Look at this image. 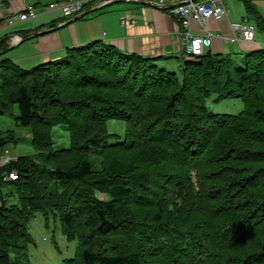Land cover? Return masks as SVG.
<instances>
[{"label": "trees", "instance_id": "1", "mask_svg": "<svg viewBox=\"0 0 264 264\" xmlns=\"http://www.w3.org/2000/svg\"><path fill=\"white\" fill-rule=\"evenodd\" d=\"M183 53L96 40L32 70L0 60V114L17 105L32 150L7 155L20 138L0 129V264H30L36 212L78 240L66 264H264V48L241 67L231 53ZM210 98L245 108L213 112ZM57 125L69 147L54 148Z\"/></svg>", "mask_w": 264, "mask_h": 264}, {"label": "crops", "instance_id": "2", "mask_svg": "<svg viewBox=\"0 0 264 264\" xmlns=\"http://www.w3.org/2000/svg\"><path fill=\"white\" fill-rule=\"evenodd\" d=\"M65 1L68 0H0V55L5 53L6 58L21 67L32 69L61 59L71 47L96 40L153 58L184 55L182 33L185 28L179 16L167 9L142 0H112L105 5L104 0H92L83 11L70 15L62 8H49L50 4ZM224 2L227 14L220 19L212 17L206 23L205 29L214 35L208 50L246 56L248 52L264 48V29L257 24L258 14L264 17V0ZM29 5L36 7L34 16L9 23L12 16ZM245 19L257 24L255 40L232 42L229 38L234 33L230 24ZM186 29L193 33L204 32L196 20ZM25 33L41 34L20 40ZM173 57L159 62L176 68L180 62Z\"/></svg>", "mask_w": 264, "mask_h": 264}, {"label": "rangeland", "instance_id": "3", "mask_svg": "<svg viewBox=\"0 0 264 264\" xmlns=\"http://www.w3.org/2000/svg\"><path fill=\"white\" fill-rule=\"evenodd\" d=\"M4 54L5 53L0 55V59L6 58ZM231 54H233L232 57L234 60L237 61V65L241 67L246 56L239 55L235 56L237 57L235 58L234 55H236V53L232 52ZM174 69L179 71L180 68L177 66ZM28 70L32 69L30 68ZM206 106L213 112L232 114H237L245 108L243 101L237 98H228L218 102H214L213 99L210 98L207 100ZM18 115L19 109L17 105L13 106L12 113L0 114V129H13L20 138L16 143L17 146L11 145L10 149L5 151H9L7 155L12 157H15L13 155L30 153L32 151L29 149V145L27 146L29 143L27 137H30L31 134L26 128L17 125L16 117ZM108 129L112 133L119 134L121 136L120 138H122L125 134L126 122L115 119L109 120ZM52 137L54 140V148L69 147L71 144L69 131L65 125L55 126L52 130ZM3 190L7 192L10 189L4 187ZM100 196L107 198V195L104 193ZM7 200L8 203H12L15 202L16 198L15 196H9ZM29 232L33 235L35 240V243L29 245L30 264H66L65 260L76 254L78 240H68L67 236L62 231L60 220L56 218L54 214L45 216L41 212H36L35 217L29 224Z\"/></svg>", "mask_w": 264, "mask_h": 264}, {"label": "built area", "instance_id": "4", "mask_svg": "<svg viewBox=\"0 0 264 264\" xmlns=\"http://www.w3.org/2000/svg\"><path fill=\"white\" fill-rule=\"evenodd\" d=\"M112 0H104L103 4H107ZM147 1L151 5L169 10L171 13L179 16L182 22L183 29L182 38L184 40L185 56L196 57L203 54L211 45L212 37L210 31L205 29L206 23L210 18L220 19L227 14V8L223 0H142ZM89 0H68L61 3L50 4L49 8H62L66 15L81 12ZM37 10L34 5H29L27 8L12 16L9 23L16 20H24L36 14ZM196 20L204 32L193 33L187 30L190 22ZM230 28L234 33L229 39L232 42L244 40L253 42L256 37V26L245 19L243 22H232ZM9 156L3 157V163L10 161ZM16 173H11V178H15Z\"/></svg>", "mask_w": 264, "mask_h": 264}, {"label": "water", "instance_id": "5", "mask_svg": "<svg viewBox=\"0 0 264 264\" xmlns=\"http://www.w3.org/2000/svg\"><path fill=\"white\" fill-rule=\"evenodd\" d=\"M46 32H47V31H44L43 33H46ZM41 33H42V32H41ZM41 33L27 34V35L21 36V37H20V40H25V39H28V38H30V37H32V36L39 35V34H41Z\"/></svg>", "mask_w": 264, "mask_h": 264}]
</instances>
